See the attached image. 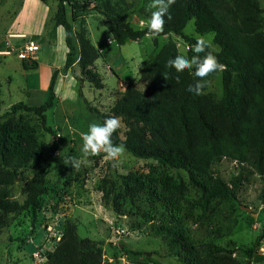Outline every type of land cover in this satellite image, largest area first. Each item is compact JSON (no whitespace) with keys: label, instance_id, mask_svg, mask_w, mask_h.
<instances>
[{"label":"rangeland","instance_id":"obj_1","mask_svg":"<svg viewBox=\"0 0 264 264\" xmlns=\"http://www.w3.org/2000/svg\"><path fill=\"white\" fill-rule=\"evenodd\" d=\"M44 1L46 7L42 11L33 0H0V51H10L0 54V113L19 101L28 105L42 103L55 67L62 66L53 78V90L61 100L46 113L47 123L54 133L45 132L31 112L20 111L3 118L17 125L33 127L44 157L43 161H32L18 170L10 186V197L22 202L30 178L47 163L50 171L46 175V185L51 190L39 197L34 210L2 213L0 264H45L43 257L35 258L33 253L42 250L45 256L54 248L56 242L50 235L56 230L61 231L67 218L76 222L80 237L96 242L102 264L139 261L179 264L177 256L170 253L165 238L155 229L164 215L162 202L155 197L148 200L138 189L126 192L119 175L129 172L149 179L158 191L176 199L182 225L195 244L210 241L227 250L218 255L217 264H264V182L249 163L222 158L212 166L213 172L228 184L239 175L240 185L235 198H214L203 210L198 204L197 189L189 183L182 169L160 165L153 159L137 158L127 151L115 163L105 159L103 153L94 157L82 155L81 134L87 132L90 123H99L96 114L87 106L92 103L94 106L91 107L106 112L127 83L144 89L145 81L139 71L165 41L173 39L178 55L189 58L188 42L177 35L165 34L157 36L156 44L150 35H145L118 45L104 25V17L90 9L96 0H77L88 8L82 23L89 40L100 50L90 66L102 79L103 87L96 89L89 82H80L74 77L73 71L81 75L76 63L66 70L67 74L63 70L66 54L63 28L52 20L57 0ZM127 1L132 3L126 12L127 20L132 26L141 28V22L151 14L147 10L150 0ZM259 2L264 8V0ZM69 9L67 6L68 19ZM80 21V17L71 21L76 32L81 26ZM262 30L264 32V25ZM183 32L195 39L204 36L218 46L213 41V33L195 31L193 19L187 21ZM75 44L78 45L77 41ZM30 45H37L38 49L29 56H19L20 51ZM23 63L34 68H24ZM190 70L194 72V69ZM205 79V92L219 98L222 94L221 72L212 73ZM121 129H124L123 123ZM70 157L81 160L79 169L68 164ZM145 214L148 217H144ZM258 236L259 242L248 258L245 249L252 247ZM113 252L117 254V262L111 257Z\"/></svg>","mask_w":264,"mask_h":264},{"label":"trees","instance_id":"obj_2","mask_svg":"<svg viewBox=\"0 0 264 264\" xmlns=\"http://www.w3.org/2000/svg\"><path fill=\"white\" fill-rule=\"evenodd\" d=\"M131 4L127 0H96L90 7L104 17L103 23L118 45L149 35L146 27L136 28L127 20L126 12ZM87 10L77 0H57L52 20L70 33L65 43L63 70L76 63L81 75L73 71L74 77L101 89L100 75L90 69L99 51L89 40L82 23ZM169 11L171 19L165 17L164 31L159 35L174 34L188 42L189 58L194 55L191 49L196 39L183 32L187 21L193 19L195 31L200 34L213 33V41L220 49L214 54L225 65L221 72V96L216 98L205 92V88L201 95L187 90L198 78L190 69L177 73L166 66L169 59L178 55L176 42L169 38L139 71L145 81L144 89L127 83L108 111L87 107L96 114L99 123L111 116L121 119L124 129L119 128L113 134V142L123 144L134 157L153 159L160 165L184 170L189 183L197 189L198 204L204 210L214 198L236 197L240 176L236 175L228 184L212 170L222 158L249 163L264 182V8L259 0H175ZM77 17L81 19V26L76 32L71 21ZM157 36L152 37L154 44ZM23 67L34 68L25 63ZM57 72L55 69L42 103L28 105L19 101L0 113V226L2 213L34 210L39 197L51 190L46 185L50 171L47 163L30 178L22 202L10 197V186L18 170L32 161L41 162L44 157L33 127L3 118L20 111L31 112L45 132L54 133L46 113L58 101L53 90ZM119 177L126 192L138 189L148 200L155 197L162 202L164 215L155 229L165 238L179 264H217L218 255L227 250L210 241L195 244L182 225L175 198L158 191L152 181L135 172ZM259 236L252 247L245 249L248 258ZM111 257L117 262L116 252ZM45 258V264H102L96 242L80 237L76 222L69 218L62 225L60 239L45 253Z\"/></svg>","mask_w":264,"mask_h":264},{"label":"clouds","instance_id":"obj_3","mask_svg":"<svg viewBox=\"0 0 264 264\" xmlns=\"http://www.w3.org/2000/svg\"><path fill=\"white\" fill-rule=\"evenodd\" d=\"M175 3V0H150L147 4V10L150 11V17L141 22L142 27H146L151 37H155L164 31L166 23L165 17L171 19L170 6ZM62 39L66 43L70 33L67 29H62ZM194 55L188 58L184 55L167 61V67L175 69L177 73L185 70L194 69V76L198 81L194 85L188 86V91L196 95L203 94V89L206 87V77L215 72L225 70V65L219 62L217 55L219 47L213 45L210 39L204 36H198L196 43L191 49ZM203 53V56L201 54ZM166 80V77H164ZM179 77H177V81ZM122 126V121L117 116L106 118L102 123L92 122L88 125L87 132L81 134L82 155L83 157H94L101 153L105 154V159L111 160L114 163L119 157L125 154L126 148L123 144H115L113 142V134ZM68 164L72 168L79 169L81 160L75 157H70Z\"/></svg>","mask_w":264,"mask_h":264},{"label":"built area","instance_id":"obj_4","mask_svg":"<svg viewBox=\"0 0 264 264\" xmlns=\"http://www.w3.org/2000/svg\"><path fill=\"white\" fill-rule=\"evenodd\" d=\"M37 49H38V46L37 45H30L27 48H25L23 51H20L19 56H21V57L29 56L30 54H33L34 51H36ZM9 52L10 51H8V50H2V51H0V54H9ZM48 230H50V227H48ZM50 236L53 238V240L55 242H57L60 239L61 231L56 230V232L53 233V234L51 233ZM42 252H43L42 250L41 251H35L33 253V256L35 258H42L43 257V262H44L46 260V258H45V256H43V253ZM134 264H152V263L139 261V262H136Z\"/></svg>","mask_w":264,"mask_h":264},{"label":"crops","instance_id":"obj_5","mask_svg":"<svg viewBox=\"0 0 264 264\" xmlns=\"http://www.w3.org/2000/svg\"><path fill=\"white\" fill-rule=\"evenodd\" d=\"M33 3H36V6L39 8H41L42 9V11L44 10V8L46 7L45 5H46V3H45V1L44 0H33ZM56 8V7H55ZM19 31V30H18ZM16 32V31H15ZM20 33H24V32H22V31H19ZM66 51H67V48H66ZM98 51H100V50H98ZM34 60H35V65H37V62H36V59H35V55H34ZM64 64V63H63ZM93 66V65H92ZM91 66V67H92ZM60 67H62V66H56L55 68L56 69H59ZM66 74L68 73V71H66L65 72ZM122 82H120V84H121ZM57 97H58V101H60L61 100V96H59V94H57ZM90 104V103H89ZM91 105L92 106H94L92 103H91ZM90 105V106H91Z\"/></svg>","mask_w":264,"mask_h":264},{"label":"water","instance_id":"obj_6","mask_svg":"<svg viewBox=\"0 0 264 264\" xmlns=\"http://www.w3.org/2000/svg\"><path fill=\"white\" fill-rule=\"evenodd\" d=\"M51 149H53V143H52V141H51ZM245 208L248 209V207H245ZM145 254L146 255H149L150 253L145 252Z\"/></svg>","mask_w":264,"mask_h":264}]
</instances>
